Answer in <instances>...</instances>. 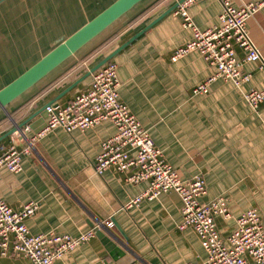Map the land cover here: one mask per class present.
Here are the masks:
<instances>
[{
	"label": "crops",
	"instance_id": "obj_1",
	"mask_svg": "<svg viewBox=\"0 0 264 264\" xmlns=\"http://www.w3.org/2000/svg\"><path fill=\"white\" fill-rule=\"evenodd\" d=\"M118 0H0V90L12 83ZM182 0H144L23 96L0 112V139L39 109L64 108L86 92L92 75L70 87L103 59L125 45L110 62L118 66L119 97L149 131L165 161L181 179H205L200 200L227 201L230 217H216L222 238L236 229L237 218L256 209L264 220V104L255 113L245 100L264 90L260 63L242 62L251 80L236 87L218 78L207 94L194 89L216 74L198 52L172 62L175 51L193 40L174 11ZM233 7L262 0H229ZM195 26L206 31L220 24L223 3L205 0L188 9ZM163 16V17H162ZM155 25L139 35L147 26ZM264 57V9L247 25ZM243 52L237 48V59ZM102 68V67H101ZM45 123L36 118L32 126ZM116 133L111 122L67 132L57 128L39 137L22 157L18 174L0 169V199L15 211L34 202L36 215L26 224L32 235L78 237L92 228L96 236L56 264H202L207 253L192 228L181 230L182 201L175 192L125 209L150 183L130 184L125 175L95 171L102 143ZM36 134H15L0 141V155L19 150ZM112 222V227H107ZM101 231V232H100ZM0 264H29L10 254Z\"/></svg>",
	"mask_w": 264,
	"mask_h": 264
},
{
	"label": "built area",
	"instance_id": "obj_2",
	"mask_svg": "<svg viewBox=\"0 0 264 264\" xmlns=\"http://www.w3.org/2000/svg\"><path fill=\"white\" fill-rule=\"evenodd\" d=\"M205 0H184L174 10L182 18L183 27L193 30V40L177 49L172 62H177L188 54L198 52L216 74L198 85L194 95L207 94L209 85L218 78L232 82L236 87L251 80V75L242 72V62L260 63L264 70V57L249 35L248 22L264 9V0L233 7L229 0L223 3V12L217 27L202 31L198 29L188 9ZM237 48L244 58L237 59ZM118 66L108 62L92 74L90 88L78 94L64 108H47L46 128L19 150L10 146L0 155V169L18 174L22 170V157L31 153L33 145L45 133L63 128L67 132L86 131L105 122L116 127V133L101 145L95 171L103 175L114 170L125 175L130 184L149 182V188L125 205V209L140 205L142 201H152L163 193L175 192L182 201L181 230L192 228L200 238L207 259L202 264H264V220L256 209L249 210L237 218L236 229L227 238H222L217 227L216 217H230L227 201L223 198L204 203L200 199L206 195L207 187L202 176L183 180L168 164L129 108L120 101ZM250 108L258 113L264 104V90H252L245 95ZM29 131L28 128L25 131ZM26 133V132H25ZM26 136L24 134H21ZM39 210L37 203L31 202L15 211L0 199V257L10 254L26 259L29 264H56L64 256L74 252L96 236L92 228L78 237L69 235H32L27 220ZM108 223L107 227H112Z\"/></svg>",
	"mask_w": 264,
	"mask_h": 264
},
{
	"label": "water",
	"instance_id": "obj_3",
	"mask_svg": "<svg viewBox=\"0 0 264 264\" xmlns=\"http://www.w3.org/2000/svg\"><path fill=\"white\" fill-rule=\"evenodd\" d=\"M143 1L144 0H118L106 10H104L101 14H99L97 17H95L93 20H91L89 23L84 25L73 35L68 38L64 37L58 40L55 43L54 48L51 52H49L38 63H36L33 67L27 70L24 74L14 80L12 83L0 90V112H7V107L9 105H11L14 101L23 96L25 93H27L36 84H38L41 80L47 77L50 73H52L62 64H64L70 58L75 56L81 49H83L86 45H88L90 42L99 37L115 22L120 20L123 16H125L128 12H130ZM183 1L184 0L175 4L163 16L172 13ZM162 17L147 26L139 35L134 37L131 41L135 40L138 36L146 32L150 27L155 25ZM125 45L121 46L113 54L103 59L101 63H99V65L89 71L85 75V77L74 83V85L70 87L69 90H71L77 84L81 83L85 78L89 77L94 72L99 70L106 63L110 62L114 55H116L122 48H124ZM49 106H51V104L34 112L21 124H16L10 132H8L5 136L0 139V141L15 134L26 135V128L32 130L35 134H39L44 131L46 125L41 129H36L34 126H32V123L38 117H41L43 119V122L45 123L46 119L48 118L47 108ZM105 229L106 228L104 227V231Z\"/></svg>",
	"mask_w": 264,
	"mask_h": 264
}]
</instances>
